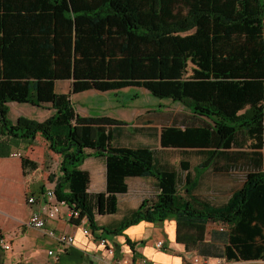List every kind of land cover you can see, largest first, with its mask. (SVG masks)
<instances>
[{"label": "trees", "instance_id": "1", "mask_svg": "<svg viewBox=\"0 0 264 264\" xmlns=\"http://www.w3.org/2000/svg\"><path fill=\"white\" fill-rule=\"evenodd\" d=\"M72 81L69 94L57 81ZM144 88L207 123L162 132L164 146L229 149L264 145V0H0V158L43 138L61 157L55 195L77 211L70 221L118 210L129 178L157 179L159 194L122 223H177V242L204 259L264 264V169L248 173L221 207L178 190V176L155 166L153 151L112 146L109 116L82 117L73 95ZM139 95L136 94V97ZM49 104L39 122H13L9 103ZM95 151L106 159L107 191L90 195L82 164ZM24 174L39 163L21 156ZM255 166L259 163L253 162ZM184 167V166H183ZM211 223L220 229L208 233ZM210 235L209 240L207 236Z\"/></svg>", "mask_w": 264, "mask_h": 264}, {"label": "crops", "instance_id": "2", "mask_svg": "<svg viewBox=\"0 0 264 264\" xmlns=\"http://www.w3.org/2000/svg\"><path fill=\"white\" fill-rule=\"evenodd\" d=\"M60 86L62 90L59 89ZM56 89L60 93L69 94L72 81H57ZM132 89L125 88L118 92L105 93L90 90L82 93L101 97L112 94L115 103L112 108L125 109L120 116H114L112 113L92 115L91 112L82 115L75 103V98L82 94L73 95L71 99L82 117L109 116L124 121L126 124L113 127L111 130L112 146L129 149L147 148L153 151L154 165L157 168L177 174L179 192L185 195L188 189L191 195L221 207L235 191L242 188L248 173L263 171L264 145L261 150L255 152L247 147L249 142L244 148L233 146L229 149L164 146L162 132L165 129L174 127L185 130L187 126L198 128L207 123V120L195 117L188 108L169 99L136 110L134 104L150 93L144 88H134L137 92L130 98L128 93H132ZM136 94L139 96L136 97ZM120 95L128 100L119 101ZM23 105L27 104L9 103L11 109L9 117L13 112L12 107L16 109L14 112L16 119L10 118L13 122H17L21 117L42 122L55 113L49 104L42 107L28 104L33 109H40L39 112L24 109ZM128 111H132V114ZM94 152L88 151L91 156L81 166L82 170L91 175L89 192L93 196L107 191L108 178L106 159L97 157ZM18 153L9 158H0V239L11 246L6 250L0 245V264H112L114 261H119V264H136L141 259L149 264H192L193 256H198L196 250H187L184 243L177 242V223L171 219L163 222H139L114 235H108L103 230V228L113 230L128 219L144 200H153L159 194L157 179L152 177L127 179V193L116 194L118 210L113 215L96 214L95 230L89 227L90 223L86 219L79 226L73 224L68 218L67 207L62 208L57 219L48 220L43 230L29 228L26 223L33 211L39 209L44 212L49 205L43 203L34 207L27 203L26 191L30 184L27 185L20 160L22 155ZM49 154L59 156L51 151ZM255 161L259 163L257 166L253 164ZM57 177L51 187L56 186ZM120 213L121 219L116 220L115 217ZM85 228L92 234L85 235L83 232ZM50 231L74 236V243L66 248L48 235ZM105 237L108 239V246L115 249L114 255L100 244ZM209 238L210 235L207 236L208 240ZM161 241L164 242V247L158 248L157 243ZM52 250L59 254L57 260L49 256V251Z\"/></svg>", "mask_w": 264, "mask_h": 264}, {"label": "rangeland", "instance_id": "3", "mask_svg": "<svg viewBox=\"0 0 264 264\" xmlns=\"http://www.w3.org/2000/svg\"><path fill=\"white\" fill-rule=\"evenodd\" d=\"M60 90H62L61 86L59 87ZM132 93H128L130 98L137 92L136 89H132ZM123 95V94H122ZM122 95L119 96V101L125 102L128 100L127 98H124ZM125 96V95H124ZM115 97V96H114ZM129 98V100H130ZM164 101L160 100V98L154 97L151 94L149 96H143L142 99L138 100L134 106L135 109H141L144 108L148 104H154L158 102ZM75 103L80 111V113L83 115L85 112H91L92 115H106V114H114L116 115H122V113L125 111L124 108L114 109L112 108L115 103H113V96L112 94H107L101 96H96V94H82L79 97L75 98ZM24 109L27 110H36L40 111V109H33L31 105H23ZM23 109V110H24ZM133 108H130L132 110ZM13 112L10 114V118L12 120L16 119L15 107H12ZM37 112V114H38ZM129 114H132V111H128ZM47 113V112H46ZM21 153V155L29 156L31 159L36 160L39 163V169L37 171H29L27 172V175H24L27 180V185L30 184L28 191H26V198L28 196L33 195H39L42 194L45 190L50 188L56 179V177L59 175L58 172V166L60 157L59 156H51L49 154L50 150L47 145V142L41 138L38 137L35 144L33 146H21L20 149L17 151ZM18 153V154H19ZM17 154V155H18ZM19 156V155H18ZM50 156V157H49ZM121 213L115 217L116 220L121 219ZM103 221L106 219H102ZM220 229V226L215 223H211L209 225V228L207 229L208 233H210L213 229ZM9 252H7L6 255H8ZM199 257L200 261L197 264H226L225 260H218V259H204L201 256H193V259L191 260L192 264H196L195 260Z\"/></svg>", "mask_w": 264, "mask_h": 264}, {"label": "built area", "instance_id": "4", "mask_svg": "<svg viewBox=\"0 0 264 264\" xmlns=\"http://www.w3.org/2000/svg\"><path fill=\"white\" fill-rule=\"evenodd\" d=\"M27 203L29 204V206H34V207L42 205L43 203L49 205L48 208L44 212H42L39 209H35L33 211L30 220L28 221V223H26V225L29 226V228L43 230L44 228H46V223L48 222V220L57 219L61 213L62 208H65V207H67L68 209L67 215H68L69 220L71 218L79 217V214L77 213V211L70 208L65 202H61L57 200L56 195H55V185L49 188L48 190H45L44 192H42V194L28 196ZM83 232L85 235L92 234V232L88 228H85ZM48 235L56 239L58 242H60V244L64 245L66 248L72 246L75 240L74 236L60 235L59 233L55 231H50ZM107 241L108 239L107 237H105L104 239L100 241V244L106 247L107 251L111 255H114L115 249L112 247H109L108 246L109 244ZM0 245L6 250H9L11 248V246L8 243H6L3 239H0ZM157 247L163 248L164 242L161 241L157 243ZM49 256H53L54 259L57 260L59 254H57L55 251L52 250V251H49ZM199 261H200V258L197 257L195 260V263L197 264L199 263ZM112 264H119V261H114ZM136 264H149V263L146 260L141 259L137 261Z\"/></svg>", "mask_w": 264, "mask_h": 264}]
</instances>
